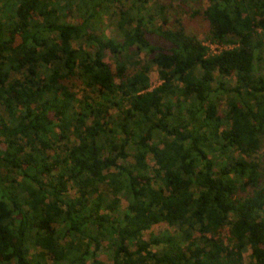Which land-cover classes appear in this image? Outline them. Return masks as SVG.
<instances>
[{
	"label": "trees",
	"instance_id": "trees-1",
	"mask_svg": "<svg viewBox=\"0 0 264 264\" xmlns=\"http://www.w3.org/2000/svg\"><path fill=\"white\" fill-rule=\"evenodd\" d=\"M149 1L0 0V264H264V0Z\"/></svg>",
	"mask_w": 264,
	"mask_h": 264
},
{
	"label": "rangeland",
	"instance_id": "rangeland-1",
	"mask_svg": "<svg viewBox=\"0 0 264 264\" xmlns=\"http://www.w3.org/2000/svg\"><path fill=\"white\" fill-rule=\"evenodd\" d=\"M171 2H172L171 0H150L149 2L146 3V6H148V5L152 6L153 5V8H155L154 10L158 9V7H155L157 5H154L155 3L165 4L166 6H169L168 7L169 10H167L168 15L170 16V24L169 25L174 26V20L173 19H174V14L176 13V11H174V10L176 8H178L177 6H178L179 1L175 0L172 2V4H171ZM188 4L189 3H187V5ZM194 5L197 8L203 9L206 7L207 2L206 1H204V2L203 1H197ZM180 16H181V20L183 22V25H184L186 32L190 33V34H196L200 39L204 40V37L209 32L208 21L205 20L202 15L193 16L190 13H183ZM106 22H107V19H105V23ZM104 31H106V34L111 35V31L109 28H105ZM206 43L208 45H210L207 41H206ZM212 46L210 45V48H211V52H213V53L219 52L220 49L222 48V47L217 46V45H212ZM107 61L110 63L112 70H115V63L113 62V59L108 57ZM151 81H152V87H155L161 83V80L159 78L158 71L156 68L154 69V71L151 74ZM149 162L151 165H153L151 159H149ZM73 193L74 192H72L71 194H73ZM122 206L123 207L127 206V202L125 200H123ZM167 228H168V225L166 223H160V224L153 226L150 230H148L146 232V235L149 236L151 233H159V232L164 231ZM100 257L102 260H104L108 263L110 262L109 259L107 258L106 254L102 253L100 255ZM244 261L246 264H251L250 251L245 253Z\"/></svg>",
	"mask_w": 264,
	"mask_h": 264
},
{
	"label": "built area",
	"instance_id": "built-area-1",
	"mask_svg": "<svg viewBox=\"0 0 264 264\" xmlns=\"http://www.w3.org/2000/svg\"><path fill=\"white\" fill-rule=\"evenodd\" d=\"M212 46V45H211ZM213 47V46H212ZM216 53V52H215Z\"/></svg>",
	"mask_w": 264,
	"mask_h": 264
}]
</instances>
